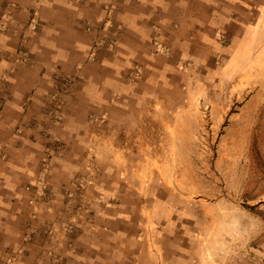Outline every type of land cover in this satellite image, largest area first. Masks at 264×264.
I'll use <instances>...</instances> for the list:
<instances>
[{
  "label": "crops",
  "instance_id": "crops-1",
  "mask_svg": "<svg viewBox=\"0 0 264 264\" xmlns=\"http://www.w3.org/2000/svg\"><path fill=\"white\" fill-rule=\"evenodd\" d=\"M10 1L20 8L16 23L0 32V49L13 54L32 10L42 26L26 40L28 63L16 65L10 56L0 57V78L9 77L11 93L0 109V249L19 248L26 223L41 225L53 217L46 204H62V188L72 186L81 157L90 152L98 171L85 197L88 221L75 236L76 249L60 245L57 250L71 264H99L92 256L103 251V236H125L127 224L134 221L127 205L150 197L148 184L136 178L146 163L132 156H150L152 125L161 123L162 131L171 125L173 133L174 101L168 93L180 77V65L186 70L202 65L224 76L264 65V0H122L115 50L98 51L94 60L87 58L90 34L81 26L98 16L107 0ZM157 32L166 53L152 46ZM223 52L228 55L216 66L213 59ZM60 71L74 74L72 92L60 95L62 119L44 131L29 124L30 109L22 107L23 100L30 95L29 108L41 106L52 90L53 74ZM17 125L23 126L24 136L10 143ZM41 174L54 194L30 205L24 186ZM40 241L36 237L25 244L16 264H47L39 254Z\"/></svg>",
  "mask_w": 264,
  "mask_h": 264
},
{
  "label": "rangeland",
  "instance_id": "rangeland-1",
  "mask_svg": "<svg viewBox=\"0 0 264 264\" xmlns=\"http://www.w3.org/2000/svg\"><path fill=\"white\" fill-rule=\"evenodd\" d=\"M121 1H105L94 20L82 23V30L90 34L89 60H94L98 51L114 52L121 27L118 18ZM18 8L15 1L2 3L0 32L16 23ZM31 23L35 24L33 28ZM41 26L37 10H32L21 25L13 54L1 48L0 57L10 56L16 65L28 63L30 51L26 40L39 32ZM159 33L151 36L152 46L155 52L166 53L168 47ZM97 35L104 42L94 50ZM221 54L222 57L213 59L216 66L228 55ZM207 60L212 62V57ZM179 68L180 77H175L174 87L168 93L174 101L170 109L175 118L173 133L171 125L164 131L161 123L152 125L150 156H132L146 163L145 170L136 173V178L148 184L150 197L127 205L132 206L130 214L138 223L133 220L128 223L125 236H103V251H96L92 257H98L99 264H264V65L258 63L230 76L219 75L217 70L202 65L190 70L183 65ZM66 75L74 81L73 73L53 74L52 90L45 94L41 106L29 108L30 95L24 97L22 107L30 109L29 124L46 131L50 122L61 121L60 95L72 92V87L69 92L61 90ZM8 78L6 73L0 78V109L4 98L11 94ZM53 109L59 118L54 116ZM23 129L17 125L8 142L24 136ZM42 161L45 170L48 163L46 158ZM80 161L82 168L74 173L72 186L62 188L66 196L62 204L54 206L50 201L46 204L53 217L43 220L41 225L26 223L19 248L0 249V264H16L24 253L23 246L32 244L36 237L41 238L39 254L47 264H71L57 248L64 245L69 251L77 248L75 236L90 213L85 197L98 171L90 152L84 153ZM88 172L90 176H86ZM44 174L24 186L30 205L40 198L52 199V185ZM73 193L74 201H70ZM128 197L139 198L135 194ZM71 221H74L71 234L74 241L66 236L59 239L55 251H49L48 227L58 232ZM30 228L32 237L26 240Z\"/></svg>",
  "mask_w": 264,
  "mask_h": 264
},
{
  "label": "built area",
  "instance_id": "built-area-1",
  "mask_svg": "<svg viewBox=\"0 0 264 264\" xmlns=\"http://www.w3.org/2000/svg\"><path fill=\"white\" fill-rule=\"evenodd\" d=\"M34 26H35L34 23L30 24V27H32V28ZM103 42H104V39L100 38L98 35H97V37L95 36V38H94V50L99 48L100 46H102L101 44H103ZM72 79L73 78L70 75H66L65 77H63V82L61 83L62 84V88H61L62 91L69 92L71 90L72 83H73ZM54 105L57 107L59 106V104L56 102H54ZM46 106L48 107L49 105L46 104ZM53 110H54V116H57L59 118V115H57V110L56 109H53ZM18 131H20V129H18ZM86 176H90V172H88ZM85 179H87V177H85ZM29 187L30 186H27L28 189H29ZM33 199H34V197L30 198V202H33ZM64 226H63L64 228H62L58 232H54V229L52 227H50V228L48 227V230L46 231L47 232L46 235H48V237L50 238L49 243L47 245V249L49 251H55L56 244H57V242H59V239L64 238L66 236H67V238L71 237V234L74 231V221H71V223H67ZM32 233H33V229L30 228L26 233L25 239L26 240L31 239Z\"/></svg>",
  "mask_w": 264,
  "mask_h": 264
}]
</instances>
